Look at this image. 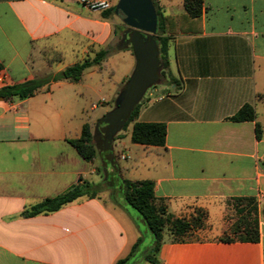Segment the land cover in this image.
I'll list each match as a JSON object with an SVG mask.
<instances>
[{"label": "crops", "instance_id": "obj_1", "mask_svg": "<svg viewBox=\"0 0 264 264\" xmlns=\"http://www.w3.org/2000/svg\"><path fill=\"white\" fill-rule=\"evenodd\" d=\"M156 1L169 18L168 66L138 99L136 121L164 124V146L133 144L129 125L116 134V203L80 199L23 217L25 208L82 181L100 184L93 162L69 143L89 122L72 109L79 95L73 85L84 74L75 84L52 78L107 49L117 22L77 0H0L6 85L52 74L34 96L0 100V264H114L124 258L148 231L119 192L123 179L152 181L155 198L174 217L204 210L213 230L224 228L232 198H254L258 214L264 210V0H202L198 19L187 16L182 0ZM121 50L128 68L118 101L137 65L127 47ZM244 105L254 120L231 121ZM262 224L257 243L165 240L158 264H264ZM143 254L132 264H149Z\"/></svg>", "mask_w": 264, "mask_h": 264}, {"label": "trees", "instance_id": "obj_2", "mask_svg": "<svg viewBox=\"0 0 264 264\" xmlns=\"http://www.w3.org/2000/svg\"><path fill=\"white\" fill-rule=\"evenodd\" d=\"M184 11L190 19H198L201 14L202 0H182ZM155 7L156 26L153 40L156 43L158 52V63L160 69L168 66L167 48L170 37L166 35L169 18L164 17L157 4L153 0ZM114 7L111 6L107 11L101 12L102 18L107 20L113 16ZM115 33V30H114ZM128 36V35H127ZM127 48L132 51L127 39ZM111 51L109 48L99 50L92 55L86 56L82 61L66 67L63 71L53 76L52 81H68L78 83L81 81L84 72L102 63ZM48 83V79H34L21 84L6 85L0 88V99L8 101L11 99H28L38 92ZM139 103H135L128 116L123 120L121 131H125L131 125L130 141L133 144L163 147L166 136V127L160 123L137 122ZM233 122H246L254 120L253 109L244 105L233 117ZM256 137L259 138V126H255ZM119 137V136H118ZM78 156L85 162L92 163L96 160L97 152L93 142L88 124L81 128L78 139L69 141ZM101 184H92L82 181L72 186L64 193L47 198L39 203L25 208L21 213L23 217H33L36 215H46L58 211L62 207L74 203L80 199L98 198L97 194L101 191ZM116 186V182L113 183ZM119 192L124 202L132 208L144 227L151 236V246L143 254V260L149 264H158L157 253L162 243L167 240L171 243H184L197 240L196 232L206 226L207 214L202 209H195L189 218H178L167 212L166 206L161 200L154 196V184L152 181H129L120 180L118 183ZM232 206L237 218L228 233H224L220 239L222 243H257L259 241L258 228V209L254 198H232L226 202ZM140 239L130 248L129 253L118 259L114 264H132L140 254H137Z\"/></svg>", "mask_w": 264, "mask_h": 264}, {"label": "rangeland", "instance_id": "obj_3", "mask_svg": "<svg viewBox=\"0 0 264 264\" xmlns=\"http://www.w3.org/2000/svg\"><path fill=\"white\" fill-rule=\"evenodd\" d=\"M109 1L111 6L114 7L113 15L115 16V22H117L114 25L115 33L107 47L111 51V54L104 63L86 70L81 83L73 85L74 90L79 95L77 100L73 101L72 109L74 111L79 110L80 114L78 117L89 121L88 125L97 152L96 160L93 164L97 168V178L101 184V191L97 194V197L106 203H116V188L112 184L116 182V134L121 131V128L102 120L112 114L124 101H118L116 95L121 90V84L124 81L122 77L128 68L127 55H124V52L121 50L127 47V35L134 28H137L141 31L143 39L153 38L147 29H150L152 26L155 7L153 0ZM159 72L160 67L155 72L153 84L158 82ZM133 74L128 78L125 90L128 88ZM51 76V73H46L39 79L50 78ZM152 86L148 85L141 95L145 94ZM116 88L118 91L114 94L113 89L116 90ZM92 105L96 106L95 110H91ZM105 146L108 147V150L105 149ZM109 158H112L115 168L108 161ZM236 218L237 216L232 206L227 205L224 215V228L213 230L206 224L202 230L196 232L195 237L207 240L220 239L224 233L230 232ZM259 223H264V210L258 214V226ZM261 227L263 231V224ZM150 242L151 236L148 232L142 237L137 254L144 253Z\"/></svg>", "mask_w": 264, "mask_h": 264}, {"label": "water", "instance_id": "obj_4", "mask_svg": "<svg viewBox=\"0 0 264 264\" xmlns=\"http://www.w3.org/2000/svg\"><path fill=\"white\" fill-rule=\"evenodd\" d=\"M156 16H153L152 26L147 31L154 37ZM127 41L132 49L137 65L131 82L123 96V103L112 114L102 121L121 128L123 120L128 116L133 105L138 102L141 94L148 85H153L155 72L158 67V52L153 38L143 39L141 31L134 28L127 36ZM2 100V99H0ZM108 150V147L105 146ZM108 161L113 165L112 158ZM114 167V165H113ZM115 168V167H114Z\"/></svg>", "mask_w": 264, "mask_h": 264}, {"label": "built area", "instance_id": "obj_5", "mask_svg": "<svg viewBox=\"0 0 264 264\" xmlns=\"http://www.w3.org/2000/svg\"><path fill=\"white\" fill-rule=\"evenodd\" d=\"M77 2L81 7L91 12L101 13L111 7L109 0H77ZM7 81L8 75L5 72H0V88L5 87Z\"/></svg>", "mask_w": 264, "mask_h": 264}]
</instances>
